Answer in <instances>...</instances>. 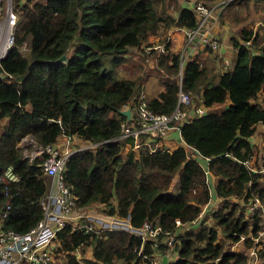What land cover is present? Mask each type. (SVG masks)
Wrapping results in <instances>:
<instances>
[{"label":"trees","instance_id":"1","mask_svg":"<svg viewBox=\"0 0 264 264\" xmlns=\"http://www.w3.org/2000/svg\"><path fill=\"white\" fill-rule=\"evenodd\" d=\"M165 1L169 2L12 0L15 41L0 61V175L11 166L19 179L0 183L3 228L25 232L35 225L47 190L42 162L48 154L30 157L20 141L29 135L36 145L45 146L61 135H76L97 143L96 149L75 152L66 160L64 179L76 206L103 204L109 215L129 216L132 226L152 221L173 230L176 218L189 221L209 202L210 172L221 205L204 214L197 226L180 228L178 257L168 264H248L249 234L256 236L263 227L259 212L251 217L246 205L253 194L264 201L259 171L264 169V153L256 160L257 171L242 161L252 153L249 137L256 124L261 123L264 133V97L256 101L264 93V44L254 53L231 38L235 58L221 70L195 57L183 60L181 52L170 49V42L163 45L159 65L173 78L165 79L163 90L147 98L149 108L170 113L180 88L199 95L206 107L222 106L179 126L183 142L209 158L206 168L182 145L126 148V140L116 139L125 118L119 110L139 88L136 80L116 74L126 53L157 33L163 22L167 27L196 25L195 10L186 3L177 4L173 14L157 11L155 3ZM240 34L241 39L256 38L246 27ZM62 54L66 58L58 60ZM241 235L248 237L239 247L224 248ZM56 238L57 250L65 255L61 264H137L139 249L164 248L153 247L151 240L142 243L124 229L99 235L68 225ZM85 247L91 248V256L83 255L79 263L77 254ZM257 253L258 264H264V243Z\"/></svg>","mask_w":264,"mask_h":264},{"label":"built area","instance_id":"2","mask_svg":"<svg viewBox=\"0 0 264 264\" xmlns=\"http://www.w3.org/2000/svg\"><path fill=\"white\" fill-rule=\"evenodd\" d=\"M191 7L195 10L197 22L192 28L182 27L186 36L184 50L193 47L196 43L212 50L218 49L220 40L212 35L210 23L218 18L221 8H215V5L209 6L203 1H197ZM16 22L17 15L12 8L11 0H0V61L14 44ZM240 42L241 45L249 47L252 40L241 39ZM228 64L229 61H225L224 67H227ZM8 77L10 76H3V78ZM197 102L198 105L192 106V95L180 88L173 110L170 113H159L149 108L147 96L143 92H139L123 106L124 109H130V119L126 120L124 118L121 121V132L116 139L126 140V148L146 146L149 150H154L160 147V139L164 138L171 128L179 129L183 122L206 112L207 107L203 105L201 100L198 99ZM28 137L31 138L36 147L29 151H32L30 157L42 153L48 154L42 162L43 171L49 177L47 190L40 198L42 215L35 225L25 232L5 229L0 223V264H61L65 260V255L64 252L57 250L59 243L56 236L60 229L68 225L72 230L82 229L84 233L94 232L99 235L108 229L130 231L138 236L142 243L151 240L155 248L160 247V245L164 246L162 248L163 252H143L139 249L137 251L139 257L137 264H164L162 261L163 256H165L166 264H168L178 257L177 245L179 243L178 233L180 228L182 226L190 227L191 224L196 225L203 219V210H201L195 218L189 221L182 222L176 218L174 229L168 230L164 229L161 224L152 221H144L139 226H132L129 216L119 217L106 213L107 218L104 219L103 214L76 212L75 195L64 179L66 160L75 152L96 149L97 143L83 140L76 135H65L63 144L55 142L54 144L38 146L33 138L28 135L19 144ZM75 140L78 142L77 145L74 144ZM197 154L192 156H202L199 153ZM206 159L208 161L209 158L206 157ZM242 162L252 171L258 170L252 165L250 157ZM261 170L264 169H259V171ZM18 179L19 175L11 166L5 167L0 175V183L5 185L16 182ZM246 208L251 217L258 211L262 218L260 225L263 228L257 231L256 236L249 234L252 245L247 247V263L258 264L260 259L257 250L264 243L262 241L264 238V201L259 195L253 194ZM245 236L241 235L238 241L242 242ZM258 236H262L260 241L257 239ZM238 241L231 242V244L233 245ZM61 253H63L62 259L58 256ZM77 261L82 263L79 253L77 254Z\"/></svg>","mask_w":264,"mask_h":264},{"label":"rangeland","instance_id":"3","mask_svg":"<svg viewBox=\"0 0 264 264\" xmlns=\"http://www.w3.org/2000/svg\"><path fill=\"white\" fill-rule=\"evenodd\" d=\"M196 1H203L205 4L209 6H214L215 8H221L220 13H218V19H221L222 17L226 18H232L234 16L236 18V23L238 20L241 21H246L249 22L251 21L253 25L260 31V33L256 34V45L261 41H264V0H253L252 6L249 5L248 7L251 6V12H248L247 10V15L244 19H240L243 17L242 13H236L234 8H232L236 3L241 5V9L243 7L242 4H247V1H233V0H169V2L164 5H160L159 2L155 3L156 10L159 12H163V14L171 13L173 14V11H175L177 4L183 2L186 3L187 5L192 3H195ZM12 2V0H11ZM235 3V4H233ZM240 9V10H241ZM218 12V11H217ZM249 13V14H248ZM163 22L162 27L158 29L157 33L154 34H148V36L145 38V40L142 42V44L139 47L136 48H131L129 51L126 53V57L122 64L118 67V71H116L117 76L119 77H128L131 79H134L137 81L139 84V88L137 92L135 93L134 96H136L140 91L144 92L148 97L153 96L154 94H157L158 87L162 85L165 79L167 78H173V76L167 75L166 71L161 68V65H159V60L162 58V55L165 53L163 50V45L167 42H170V49L174 52H181V49L183 48L184 44L186 43V36L184 34V31L181 30L182 27H177L176 25H170L167 27ZM180 35H177V34ZM259 34V38L258 35ZM253 36V33H252ZM173 39H172V38ZM198 45V44H197ZM196 46V45H195ZM202 45L198 46L195 49H198L203 54H199L202 58H198V60L202 61L203 64H206V61L209 57V54H211V50L208 51L207 48H199ZM192 52L188 54V56L185 55V58L183 56V60H187V57L192 58ZM167 64H170V61L167 60ZM212 65V64H210ZM225 63H221L218 60L217 65H213L215 69L219 70L220 68H224ZM217 66V68H216ZM151 92V93H149ZM154 93V94H153ZM192 95V106H196L199 103L197 102L199 99V95L196 94H191ZM214 107V108H213ZM212 108L214 110H219L222 106L220 105H214ZM206 111H211V108H206ZM259 137L260 135H256ZM174 140L178 141L177 139L174 138ZM74 144L77 145L78 142L77 140L74 141ZM21 148L23 149V152L25 154L31 155L32 151L29 152L31 149L36 148L34 143L31 141V138H25L21 144ZM31 146L30 149L27 147ZM166 146V145H164ZM170 146V147H169ZM169 148H173L174 145H169ZM192 151L193 149H188L187 152L191 156L193 154ZM262 153L264 152V140L262 139L259 143L254 144L253 147V153L256 155L257 153ZM49 177H47L48 180ZM207 178L209 177V174H207ZM174 182V180H173ZM213 189H210V192H213ZM214 194V193H213ZM235 201V200H234ZM238 201V200H237ZM219 205H221V200L213 204V206H209L208 210L205 211V216L207 211L209 210H214L216 209ZM106 206L103 204H96L92 203L89 204L85 207H78L76 206V212L80 213H89V214H103L104 219L107 218L106 215ZM240 209V208H239ZM105 212V213H104ZM206 218V217H205ZM207 222L210 221V218H206ZM213 223V220L211 219V223ZM189 228V227H188ZM219 229H222V226L219 227ZM222 234L219 233V237L217 238V241H222L223 238ZM262 236H258L257 239L260 241ZM231 247H234L235 249L239 246H233L231 242L225 243L224 248L225 249H230ZM91 252L90 247H85L84 252L81 253V257L83 258L84 256L89 257ZM60 259L63 258V253L61 255H58ZM248 256V253H247Z\"/></svg>","mask_w":264,"mask_h":264},{"label":"crops","instance_id":"4","mask_svg":"<svg viewBox=\"0 0 264 264\" xmlns=\"http://www.w3.org/2000/svg\"><path fill=\"white\" fill-rule=\"evenodd\" d=\"M235 1H243V0H235ZM245 1H247V4H242L243 5L242 9L240 8L241 5L238 4L239 2L236 3V5H234L232 7L236 11V13H240V12L242 13L243 17L240 18V19H244L246 17L247 10H248V12H251L250 9H251V6H252V4L254 2L253 0H245ZM193 4L194 3H192L191 6ZM233 4H235V3H233ZM249 5H251V6L248 7ZM188 6H190V4ZM173 13H174V11H173ZM242 27H246V28L250 29L251 32L253 33V38H254V36L257 33H260V31L253 25V23L251 21L246 22V21L238 20L237 23H236V18L234 16H232V18L231 17L230 18L222 17L221 19H218L217 18L215 21H213V22L210 23V30L212 32V35L216 36L220 40V46H219V48L216 49V50H212V49H209V48L203 46L200 43H196L195 44L196 46L194 45L193 47L188 48L187 50H184V46H183V48L181 49V54L185 58V55L188 56V54L190 52H192V54H190V55H192V58L193 57H195L197 59L198 58H202L199 54H202V55L204 54L205 55V53H202L198 49H195L198 46L202 45L203 48L205 47V48L208 49V51L211 50V52H212L211 54H209V57H208L206 63L212 64V65H217L218 60L221 63H225V61L226 62L229 61V64L227 65V66H229V65L232 64V62H233V60L235 58V52H236V49L233 47V45L231 43V38L234 37V38L238 39L239 41H241L240 30H241ZM181 30L184 31V28H181ZM177 35H180V34L178 33ZM257 36L259 38V34ZM256 39H257V37L255 38L254 41H252V43L249 46V48L251 49V51L254 52V53H258L259 52V47L262 44H264V41H261L258 44V46H257L256 45ZM202 46L199 47V48H202ZM187 59H190V58L187 57ZM216 68H217V66H216ZM221 69H223V68H220L219 70H221ZM161 90H163V83H162V85H160L158 87L157 92H160ZM149 93H151V92H149ZM154 95H156V94H154ZM263 97H264V93L263 92L259 93L258 94V98H257L256 101L261 102V100H262ZM212 107H207V108H211V110H212L214 108V107L213 108ZM120 110H125V109L122 107ZM256 135H260V136L257 137ZM174 138L177 139L178 141L174 140ZM258 139H259V143H260V141L262 139L264 140L263 126L261 125V123L256 124V128H255L254 133L249 137V142H250V145H251L252 153H253L254 144L255 143H258ZM56 142H58V144H63L65 142V135L59 136L57 138V141ZM164 145H166L165 147H168L169 145H174L173 148H175L178 145H182L187 150L188 149H191L190 146H188L187 144H185V142H183V139L181 138L180 131H179L178 128H171L168 131V133L166 134V136L164 138L160 139V147L161 146H164ZM169 149H171V148H169ZM252 153L250 154V161H251L252 165L255 167L256 166L255 165L256 160L264 152H262V153L260 152L259 154L257 153L256 155H254ZM191 154L198 155L195 151H192ZM197 158L200 161V163L202 164V166L206 168L207 159L206 158H203L202 156L197 157ZM261 172L263 173V175H262L263 177L261 178L260 182H261L262 185H264V170H261ZM208 174H209V177H210V178H208L209 183H210V188L213 189L214 181H215L214 180V176L210 172H208ZM218 201H220V199H218V197L216 196L215 191L211 192V198H210L209 202L202 209L203 210V219H202V221L204 220L205 211L209 209L208 207L209 206H213V204H215ZM201 222H199V223H201ZM199 223H197L195 226H197ZM262 241H264V239H262ZM240 245H241V241H238V242H236V243L233 244V246H240ZM231 249H235V248L232 247ZM91 252H90L89 257L91 256ZM79 256L81 257V253H79Z\"/></svg>","mask_w":264,"mask_h":264},{"label":"water","instance_id":"5","mask_svg":"<svg viewBox=\"0 0 264 264\" xmlns=\"http://www.w3.org/2000/svg\"><path fill=\"white\" fill-rule=\"evenodd\" d=\"M66 58L65 54H62L61 56L58 57V60H64ZM119 113L121 115H124L126 120H129L130 119V109L127 108L125 110H119ZM163 263L166 264V258L165 256H163V259H162Z\"/></svg>","mask_w":264,"mask_h":264},{"label":"clouds","instance_id":"6","mask_svg":"<svg viewBox=\"0 0 264 264\" xmlns=\"http://www.w3.org/2000/svg\"><path fill=\"white\" fill-rule=\"evenodd\" d=\"M233 1H235V0H233ZM183 58V57H182ZM140 92H142V91H140ZM207 112V111H206Z\"/></svg>","mask_w":264,"mask_h":264}]
</instances>
